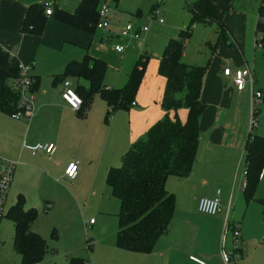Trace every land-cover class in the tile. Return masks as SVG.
Wrapping results in <instances>:
<instances>
[{"label": "crops", "instance_id": "0c3cea01", "mask_svg": "<svg viewBox=\"0 0 264 264\" xmlns=\"http://www.w3.org/2000/svg\"><path fill=\"white\" fill-rule=\"evenodd\" d=\"M80 1L0 0V47L18 62L28 65L33 80H38V86L33 90L31 117L14 118L0 111V160L14 164L12 179L15 176V184L18 185L16 190H19L17 194L24 195L23 192H27L25 183L34 185L46 178L71 195L70 191L75 189L86 173H91L94 169L96 180L100 172L106 175L109 168L118 166L122 155L132 143L144 139L147 128L165 114L160 102L164 78L156 73L160 57L153 72L146 75L145 71L133 101L135 104L126 110L129 116L124 122H119L118 111L125 109L114 111L106 119V102L97 93L92 95V99L98 95L99 104L93 107L91 99L83 116L63 101L61 92L64 79L71 81L77 94L81 88L89 87L88 81L82 77L64 75L63 70L69 62L87 60V57L89 64L91 59L103 60L107 65L103 84L107 88H120L127 83L128 74L132 70L129 69L130 60L135 56L138 58L142 53L149 56L140 43L136 42L141 36L135 37L132 33L123 35L121 32L124 26L120 32L115 31L123 22L127 9L132 12L130 14L133 19L140 17L146 0H97V10L107 5L109 23L107 28L96 27L91 31L66 24L56 16L59 9L74 13ZM194 1L196 0H177L187 14L179 19L176 25L180 27L178 31L186 27L185 24L190 19L186 4ZM210 2L216 10V21L192 25L193 29L201 24L214 31V42L207 39L198 45L201 47L205 44L209 49L208 56L203 55L206 59L202 61V57L188 54L186 45H189L191 37L185 43L182 55L186 64L207 65L200 91L205 108L198 120V146L192 170L186 177L169 176L166 180V189L170 186L168 191L175 195V210L167 231L156 240L152 251L137 253L121 249L117 247L114 237L105 246V264H223L219 254L224 214L210 216L200 213L197 208L198 200L201 197H215L219 190L222 203L231 204L229 217L231 223L239 225L240 252L250 241L247 229L250 222L257 220L261 214L260 207H264L261 202L264 200V167L253 199L245 201L243 192L239 189L242 176L238 167L244 156V144L250 129V86L246 84L243 90H237L232 78L223 74L224 67L232 71L250 68L254 75L253 87L262 93L261 100L264 102V54L256 44V38L264 32V0ZM44 3L51 5L52 12L46 14L43 31L34 34L23 30L28 7ZM132 25L133 28L139 27ZM113 35L129 37L122 40L127 44L115 40L111 49L109 44H113ZM169 36L174 37L173 34L168 35V38ZM141 39L143 43L144 39ZM134 41L135 49L132 48ZM117 45L122 46L123 50H116ZM148 63L149 59L146 68ZM134 65L135 63L132 68ZM109 68H115L116 71L109 72ZM258 110L255 129L256 133L264 136V105ZM179 117L184 119L185 112L181 111ZM96 130L104 138L103 148L101 154L90 155L89 141ZM39 143H52L55 151L51 155L42 150L33 153L31 147ZM76 160L79 162L76 177L73 181L64 180L65 166ZM62 182L69 184L70 190L69 187L64 188ZM243 203L246 205L244 211ZM46 204L50 207L47 208ZM31 206L37 209L36 206ZM25 207L30 205L25 204ZM53 207L52 202L46 200L43 209L49 211ZM250 209L254 219L248 218ZM35 222L32 230L38 233L34 227ZM228 239L230 241L229 236Z\"/></svg>", "mask_w": 264, "mask_h": 264}, {"label": "trees", "instance_id": "16d2710c", "mask_svg": "<svg viewBox=\"0 0 264 264\" xmlns=\"http://www.w3.org/2000/svg\"><path fill=\"white\" fill-rule=\"evenodd\" d=\"M190 19L174 37H169L160 55L157 71L164 78L161 106L164 117L151 124L144 139H138L124 152L121 163L109 168L107 183L119 201L118 223L115 235L117 247L137 253L152 251L156 240L164 234L175 210V196L165 183L169 176L186 177L192 170L198 146V120L205 108L200 91L206 64H186L182 60L185 43L191 37V27L197 22H215L216 10L210 0H196L186 4ZM56 16L62 22L91 31L99 20L97 0H81L74 13L58 10ZM46 22L45 7L33 4L28 7L23 30L40 34ZM256 44L264 54V32L256 38ZM149 56L140 54L128 74L127 83L120 88H107L103 76L107 70L101 59L89 58L69 62L64 75L86 79L88 88L78 92L82 104L77 110L85 115L92 95L97 93L107 105L106 119L119 109L128 110L144 78ZM18 75V61L0 47V111L10 115L19 111V94L10 86V80ZM38 80L32 85V92ZM254 116L258 108L254 109ZM185 118L180 119V112ZM249 129L244 144L245 201L254 198V192L264 167V136ZM264 203V200H261ZM13 223V245L20 255V264H39L47 251L45 238L32 230L38 210L25 207V198L18 193L15 202L5 214ZM81 257H70L68 264H86Z\"/></svg>", "mask_w": 264, "mask_h": 264}, {"label": "rangeland", "instance_id": "374dc122", "mask_svg": "<svg viewBox=\"0 0 264 264\" xmlns=\"http://www.w3.org/2000/svg\"><path fill=\"white\" fill-rule=\"evenodd\" d=\"M126 11V15L122 18L123 22L115 30L117 33L128 23H132L135 26L149 27V31L146 34H142L136 41L137 44L140 43L143 47V51H147L150 56L148 67L145 70L147 75L149 72H153L168 35L173 34V36H176L178 34L180 27L178 28L176 25L179 23V19L184 15L187 16V14L182 5L177 3V0H146L142 5V15L135 17V19L132 18L130 14L132 12H129V9ZM153 11L155 15L153 18L151 17L152 20H149L148 16L150 17ZM159 19H162L163 22L159 23ZM188 23L189 21L185 26ZM197 26V29L191 27L192 34L189 45H186V51H188L189 55H198L202 57V61H205L206 58L203 55L208 56L209 49L204 43L201 47L198 45L201 41L203 42L207 39L214 42V31L209 26L201 24ZM112 38L115 39L113 44H109L112 46L111 49L114 47L115 40L122 42L123 39L125 40L129 37L113 35ZM141 38L144 39L143 43ZM123 42L127 44L126 41ZM136 42L134 41L132 44L134 49L136 48ZM135 59H137L136 56L132 61L130 60V70L135 63L133 61H136ZM111 71L114 73L116 70L115 68H109V72ZM156 73L157 76L161 77L157 70ZM255 85L257 84L255 83ZM95 97L91 103L93 107L95 104H99L98 100H100L98 95ZM262 105H264L263 100L256 107L261 109ZM118 113L120 114L119 122H124L129 116L126 110H120ZM250 114L251 108L249 118ZM258 116H256V122ZM249 118L248 124L250 126ZM90 140V155L101 154L104 142L101 132L96 130ZM77 158L80 161V158ZM243 166L244 156L238 167L239 174ZM4 167L5 160H0V170L4 169ZM94 173L95 170L93 169V172L82 176L75 189L70 191L71 195L46 178L34 185L24 184V187L28 189L27 192L21 191L24 193L25 204L37 207L38 217L34 227L45 238L47 244V251L41 264H66L72 256L81 257L87 260L89 264H105L103 263V260H105L103 259L105 246L115 237L117 230L119 201L111 192L107 183V174H101L100 172L96 180H94ZM14 177L8 188L4 206L5 213L0 221V264H20V257L13 245V223L5 215L6 210L15 202L17 192H19V190H16L18 185L15 184ZM65 182H62L63 187L68 188L69 184L67 185ZM169 188L170 186L168 190ZM46 200L52 202L54 206L49 211L43 209ZM242 206L244 211L246 208L245 203ZM260 209L261 214L257 217V220H252L247 228L250 233V241L244 246L238 264H264V207L261 206ZM248 218L254 219L251 215V209L248 213ZM90 219H93L92 225L89 224ZM224 246L229 250L232 247V241L228 239Z\"/></svg>", "mask_w": 264, "mask_h": 264}, {"label": "built area", "instance_id": "2783aa9c", "mask_svg": "<svg viewBox=\"0 0 264 264\" xmlns=\"http://www.w3.org/2000/svg\"><path fill=\"white\" fill-rule=\"evenodd\" d=\"M45 13L51 14L52 8L49 3H44ZM155 15L153 11L149 20H152ZM99 20L96 24L97 28H107L109 23V18L107 15V5L101 6L98 10ZM159 23H162V19L158 20ZM149 30L147 26H139L138 28H133L132 24H126L122 30L123 35H127L132 33L135 37H140L142 33H146ZM258 46V45H257ZM115 49L118 51L123 50L122 46L117 45ZM223 74L225 76H229L232 78L234 85L237 90H243L246 84L250 86L251 92V114H250V128L253 126L256 128L257 122L256 117L254 116V109L256 105L260 102L262 98V93L255 90L253 87L254 84V75L250 68L245 67L241 69H236L232 71L228 67L223 68ZM34 84L33 77L30 73V67L28 65L22 64L18 62V75L10 80V86L19 94V102L18 107L19 111L11 114L14 118H20L22 116L31 117L33 115V92L32 85ZM62 92L61 97L63 101L72 109L78 110L82 104L81 97L77 94L75 89L71 85V81L69 79H64L62 81ZM135 102H132L131 105H134ZM32 152L34 153L37 150H42L46 154L51 155L55 151V146L52 143H39L31 147ZM78 161H70L65 166L63 179L73 181L78 172ZM13 163L6 162L4 169L0 170V221L4 216L5 210V202L7 197V192L9 185L12 180L13 173ZM245 175L246 168L243 166L241 170V182L239 185V189L242 191L245 186ZM47 208L50 207L49 204L45 205ZM198 211L202 214L216 216L220 213L224 214V229L221 240V259L223 264H238L240 259V237H239V225L233 224L230 222V210L231 204L224 205L219 197V190H217V195L215 197H201L198 200L197 204ZM93 223V219L89 220V224ZM228 236L230 241H232V247L227 250L224 246L225 242L228 240ZM89 264V263H86Z\"/></svg>", "mask_w": 264, "mask_h": 264}]
</instances>
